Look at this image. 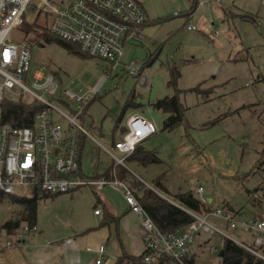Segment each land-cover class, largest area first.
<instances>
[{"label":"rangeland","instance_id":"374dc122","mask_svg":"<svg viewBox=\"0 0 264 264\" xmlns=\"http://www.w3.org/2000/svg\"><path fill=\"white\" fill-rule=\"evenodd\" d=\"M144 5L157 24L145 31L142 43L129 41L125 45L121 63L81 115L85 127L96 138L85 143L84 170L101 173L114 161L103 145L112 148L114 137L121 136L122 124L130 112L119 125L118 117L128 97L135 93L145 106L146 116L159 126L143 143L155 150L161 161L145 167L127 159L136 175L125 177L133 186L141 178L143 184L161 192L154 183L160 177L167 187L162 194L175 200L178 193L202 184L204 195L213 198L211 207L226 206L236 212L237 220L262 215L264 0H197L196 4L195 0H144ZM194 6L191 16L184 14ZM35 13L27 12V21L44 26L46 20H35ZM188 22L195 23L197 29H188ZM26 27L24 24L14 35L26 33L33 42V68L45 66L61 79L63 88L83 93L105 73L104 59L78 54L57 40L46 41ZM150 58L153 63H145ZM132 59L144 65L146 82L127 70ZM170 67H175L177 75L174 86L167 84ZM175 87L183 104V119L163 129L164 113L150 103L158 96L175 92ZM54 102L65 107L58 100ZM100 198L121 207L127 203L123 191L112 185L97 192L93 186L84 185L71 192L38 193V230L23 231L24 245L14 253L0 254V264H61L68 254L60 251L59 240H73L77 232L85 234L92 227L99 229L102 220L94 209L96 204L102 206L97 202ZM13 199L0 194V232L4 231L3 223L26 206L25 200ZM210 219L231 235L253 243L254 237L241 225L228 227L220 218ZM98 236L84 237L77 245L84 249L88 261L95 258L92 247L97 245ZM223 243L224 236L213 231L198 234L191 256L193 264H220Z\"/></svg>","mask_w":264,"mask_h":264},{"label":"built area","instance_id":"2783aa9c","mask_svg":"<svg viewBox=\"0 0 264 264\" xmlns=\"http://www.w3.org/2000/svg\"><path fill=\"white\" fill-rule=\"evenodd\" d=\"M189 11L184 14L188 16ZM27 12H36L35 20L48 21L51 31L107 61L105 73L96 85L76 93L63 88L61 79L45 66L33 68V42L26 33L21 37L14 35L15 30L28 22ZM147 20L144 0H0V107L6 99L36 100L41 104L32 120L24 125L3 121L0 112V194L36 196L71 192L84 185L93 186L96 191L112 185L123 191L140 219L148 249L144 261L148 264H160L167 257L179 264H188L186 260L194 252L196 237L203 231L229 237L264 258V253L258 249L264 247V215L237 220L235 211L226 206L197 211L181 205L193 216L187 225L163 230L154 222L129 183L117 172L118 165L130 169L127 156L157 130L156 124L142 112L132 111L127 115L126 130L113 140L112 148L103 145L114 160L108 173L92 176L82 169L85 142L96 138L85 127L81 115L112 70L121 63L125 45L129 41L143 42ZM187 28L197 29V25L188 22ZM142 66L140 61L132 59L126 68L144 83ZM204 189L202 184L193 186L202 202H210ZM101 210L96 204L95 213ZM211 216L220 218L228 227L241 225L254 237L253 243L231 235L211 220ZM23 224L14 233L6 229L5 233L0 232V248L20 241L23 231L38 230L36 224ZM104 251L105 245L101 244L97 264L102 262Z\"/></svg>","mask_w":264,"mask_h":264},{"label":"trees","instance_id":"16d2710c","mask_svg":"<svg viewBox=\"0 0 264 264\" xmlns=\"http://www.w3.org/2000/svg\"><path fill=\"white\" fill-rule=\"evenodd\" d=\"M26 30L37 31V35L43 36L46 41L57 40L64 47L75 51L78 54L90 55L89 53L83 51L79 43L68 40L50 30L48 21L43 25H36L34 22H25ZM40 28L42 30H40ZM29 38V37H28ZM30 39V38H29ZM150 58L145 63L151 64L153 61ZM179 72V71H178ZM170 77L168 80L169 85H175L176 83V73L175 67L169 68ZM97 96V95H96ZM95 96V97H96ZM143 103L138 101L135 93H132L131 96L126 100L124 107L118 117L117 125H119L126 113L133 108H138L142 106ZM153 105L157 109H162L167 113L166 117L163 120V128L170 129L183 119V104L180 100V97L176 92L172 94H166L162 97H159L154 100ZM41 104L36 100L25 101V100H13L6 99L0 107V112L3 121H10L14 124L24 125L29 123L32 120L35 112L40 109ZM122 124V123H121ZM126 130L125 122L121 127V135ZM116 138L114 137L113 140ZM87 142V141H86ZM85 142V143H86ZM85 147V145H84ZM84 150V148H83ZM83 153V151H82ZM127 159L139 166H148L151 163H156L161 161V158L155 150L148 149L145 147L143 141L138 143L136 148L127 156ZM113 166V161L109 167L101 174L108 173ZM118 176L125 179L131 186L135 196L142 204L147 213L152 217L154 222L163 230H171L176 227H182L187 225L192 219L193 216L185 210L182 206L191 208L197 211H203L204 209H209L210 202H202V200L195 194L193 189H190L185 192H180L177 194L176 201L171 200L168 196L162 194L167 190L166 185L163 183V180L160 177L154 179L156 188L161 192L155 190L152 186H147L143 184V179L137 177V183L135 186L132 185L129 179L125 175H130V177L136 175L129 168H126L122 165L117 166ZM134 174V175H133ZM165 190V191H163ZM97 192V191H96ZM14 197L15 201H26V206L22 211L17 212L18 215L10 217L3 223V227L9 232L14 233L23 223L27 222L30 225L36 224L37 209H38V197L37 196H26V195H10ZM178 204H177V203ZM182 205V206H181ZM24 220H26L24 222ZM23 221V222H22ZM224 254L221 257L220 264H264V258L247 249L246 247L240 245L233 239L229 237L224 238L223 243ZM148 251L145 248L140 254H129L124 252L119 255L115 264H148L144 261V256ZM264 253V247L262 248ZM192 256V255H191ZM188 264H193L194 260L192 257L186 260ZM160 264H179L174 259L167 257L164 258Z\"/></svg>","mask_w":264,"mask_h":264},{"label":"crops","instance_id":"0c3cea01","mask_svg":"<svg viewBox=\"0 0 264 264\" xmlns=\"http://www.w3.org/2000/svg\"><path fill=\"white\" fill-rule=\"evenodd\" d=\"M196 3H197V0H195V4ZM194 9H195V6L192 10L189 11L190 16L192 15ZM156 24H157V21L154 20V18H152L148 14V20H147V23L145 25V31L146 30L148 31L150 28H152ZM143 66H142V69H143ZM145 77L147 80L146 75H145ZM167 84L169 86V83H167ZM177 89H178V87H175V92ZM169 94H172V93H169ZM159 97H162V96H158L157 98H159ZM157 98H155V99H157ZM154 100L152 101V103H150L153 107H154V105H153ZM144 107L145 106L142 105L138 108H133L132 110H130L128 112L139 111V112H142L143 114H145L144 109H143ZM155 109H157V108H155ZM157 110H162V109H157ZM163 113H164V118H165L167 113H165L164 111H163ZM164 118H163V120H164ZM156 126H157V124H156ZM162 128H163V121H162ZM158 130H159V126H157V130L153 134H155ZM153 134H151V135H153ZM82 158H83V153H82ZM82 158H81L82 169L84 170ZM84 172L87 173L85 170H84ZM101 173H103V172H101ZM87 174L95 176V175L99 174V172L87 173ZM54 194H56V193H54ZM36 196L38 197V195H36ZM209 200L212 201L213 198L209 197ZM97 202H101V204H102V206L100 205L102 208L101 212L95 213L96 216L100 217V221L102 220V222L99 226V229H97V226H96V227L90 228V230L85 232V234H83L84 232H81V233L77 232L75 234L76 236L75 235L73 236L74 237L73 240L70 239L71 241L68 240L67 238L59 240L58 241L59 244H57V245H62L60 251H63V253H64V250H65V252H67V254H68V257L64 255L63 262L61 264H97L96 259L98 257V249H99L101 244L105 245V251H104V257H103L102 262L100 264H115L118 256L123 254L124 252H127L129 254H140L146 248L145 241H144V228H143L137 214L132 211L131 206L127 202V200H126L127 203H125L123 207H121L118 203L116 204L114 201L112 202V201L108 200L107 198H100V199H98ZM262 215H264V213ZM5 232H6V230L4 228L3 233H5ZM95 234H99L97 245L92 247V251L94 253L95 258H91L88 261L86 256L84 255V249L79 248L77 245L79 244L80 239H83L84 237H90L91 238ZM25 240L26 239L23 237L20 241L16 242L13 245L0 248V254L14 253L15 249L24 245ZM70 249L72 252H69Z\"/></svg>","mask_w":264,"mask_h":264},{"label":"water","instance_id":"95a60500","mask_svg":"<svg viewBox=\"0 0 264 264\" xmlns=\"http://www.w3.org/2000/svg\"><path fill=\"white\" fill-rule=\"evenodd\" d=\"M224 254V248L222 247L220 250H219V256H223Z\"/></svg>","mask_w":264,"mask_h":264}]
</instances>
